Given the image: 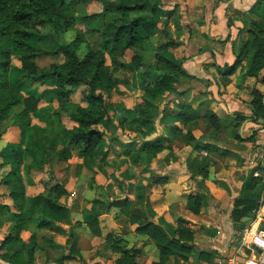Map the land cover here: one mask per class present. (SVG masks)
Wrapping results in <instances>:
<instances>
[{"label": "rangeland", "instance_id": "rangeland-1", "mask_svg": "<svg viewBox=\"0 0 264 264\" xmlns=\"http://www.w3.org/2000/svg\"><path fill=\"white\" fill-rule=\"evenodd\" d=\"M6 2V0H0V34L1 28L5 27L10 20ZM183 2L151 0V5L147 7L146 12L153 10L152 4L163 10L162 13L155 15L157 30L132 47H118L112 51L104 44L100 33L113 15L111 13L102 15V20L100 18L102 6L99 1L44 0L48 9L58 14L63 22L59 25L57 33L52 31L47 37L37 38L35 43L42 49H51L58 42L64 41L75 50L79 60H84L90 52L102 56V73L96 92L102 93L108 112L116 120L132 118L135 116V111L143 104L145 87L161 78L165 81V73L162 71L164 64L159 61L161 57L179 61L191 59L196 55V51L191 53L189 48L192 40L195 39L193 33H196L198 24L186 23L183 16L187 11L186 18L189 20L190 12L199 11L203 7L207 8L209 1L183 0ZM181 4L185 5L181 7ZM194 4L195 7H193ZM230 12L233 16L236 15L232 10ZM92 13H99V17L94 18L97 21L91 23L89 22L91 20H80L82 16ZM227 21H231V18L228 17ZM138 34L142 36L143 32L139 31ZM198 41L206 42L205 39ZM6 43V39L0 36V47L6 46ZM181 45L188 49H182ZM245 45L244 43L242 46ZM8 50L7 56L0 53V59L10 63L8 68L0 67V137L7 131L4 124L8 122L18 127L19 142L12 146L13 144H2L0 141V184H3L2 178H11V176L24 177L25 182L22 178L23 190L19 198L21 203H14L15 210L10 207H0V241L9 233L13 222L20 214L30 215V204L38 194H47L50 187L59 184L63 188L74 187L76 196L73 201L75 216L72 219L74 223L71 221L74 228L72 231L70 227L67 229L68 225L62 227L52 223L49 228L35 229L29 226L26 232L21 233L20 238L23 244L31 247L29 250L32 254L31 264H63V260L67 258L72 261L71 264H98L94 263L97 259L105 264H111L117 254L111 244L113 238H120V241L117 239L118 241L113 242L114 245L118 244L127 248L129 241L134 240L133 227L138 226L143 220H155L157 213L153 206L157 208L160 198H164L168 191L166 187L168 185L165 182L161 183L160 176L165 173L170 162L183 165L186 160L193 161L195 158L197 160L204 155L197 146L203 144V141L215 145L216 139V144H219V146L215 145L218 146L217 153L228 157L227 152H231L229 146L234 144L232 140L237 139L239 125L231 132L232 136L226 133L223 135L221 131L219 139L211 137L213 133L211 124L203 114L196 118V125L193 123L191 125L193 132L197 133L193 146L186 141L189 139L185 135L186 131L183 132L180 128H177L179 129L177 131L175 123L167 121V117L177 115L173 113V110L180 107V104L175 102V97L180 93L178 91L163 92L157 97L158 116L154 120V132L142 138L137 135L135 125L125 123L123 128H114L107 124L105 118H102L95 124V127L105 134L102 143L91 156H82L64 138L63 129H69L75 124L71 114L77 112L80 107L93 109L84 99L86 87H76L64 98L54 95L55 81L22 82L21 86L15 89L7 81L15 70L13 66L21 64L25 51L10 48ZM242 53L241 49L240 61ZM66 60L67 58L62 54L43 55L34 58L33 63L44 67L50 63L61 64ZM185 79V85L192 84L190 79ZM177 81L178 79L167 78V83L177 88L181 87V82L177 84ZM204 91L208 92L207 85ZM262 119L260 124L264 125V117ZM200 122L209 124L202 126ZM253 132L255 135L257 130ZM147 143L174 147L173 149L177 151L173 155L177 161L173 160L171 154L164 156L158 153L142 162L138 155L141 147ZM9 163L14 164V167H11ZM252 168L250 173L255 176L260 168L255 170ZM181 170L182 167L179 171ZM187 173L179 174L182 178L174 180L178 185L171 187L173 193L166 195L167 199L164 198L169 203L168 209L163 213L167 218L169 215L174 220L180 215L190 216V213L186 211L187 204L201 189L197 187V179L189 172ZM186 176L188 179L185 178ZM26 182L29 183V191L37 184H42V192L33 196L34 198L28 197L25 203ZM8 191L10 193L9 188ZM5 195H7L6 187H0V204H3ZM149 196L155 198L157 205H150ZM94 199L104 202L120 200L122 205L110 206L107 210H102L104 206L96 204V208L100 211L93 215L89 203H92ZM44 214L48 217L47 213ZM94 218L97 219V224L92 228L89 223ZM58 228H61L60 233ZM55 240L60 243L56 244ZM75 242H78V250L75 249ZM148 242L146 240L139 246H146ZM3 251L5 250H0L1 253ZM149 257L150 253L142 259H149ZM0 264L13 263L0 258ZM14 264H29L27 252L19 250Z\"/></svg>", "mask_w": 264, "mask_h": 264}, {"label": "crops", "instance_id": "crops-1", "mask_svg": "<svg viewBox=\"0 0 264 264\" xmlns=\"http://www.w3.org/2000/svg\"><path fill=\"white\" fill-rule=\"evenodd\" d=\"M175 1L176 3L183 2V0ZM208 1L207 8L203 7V9L199 11L191 10L192 12L189 13V15H191L189 20L186 18L187 11H183L185 13L183 18L186 19V23L195 22L198 24L196 33H193L195 39L192 40L193 42L189 48L191 53L196 51V55L191 59L186 58L182 60V67L187 72L188 76L184 75L178 78L177 84L181 82V87L179 86L177 88L170 84L176 89L175 92L178 91L180 93V95L175 97V102L180 104V107L173 110V113L177 115H174V117H167V121L175 123L176 129H183V132L190 131L193 139H186V141L194 146V137L196 138L197 133L193 132L191 125H196L195 122H197L198 117L203 114L205 116L207 112L212 111L218 118V127L214 130L212 125L210 126L213 130L211 137L219 139L222 133L223 135L226 133L232 136L231 132L239 125L237 127L238 134L236 137L239 136L243 140H232L234 144L229 146L231 152H227L228 157H224L217 153L219 146V144H216L217 139L216 143L215 141H213V143L218 146L203 141V144L197 146L203 151L204 155L202 157H199L197 160L195 158L193 161L192 159L189 161L186 160L183 162V165L178 162H170L169 166H167V170L164 171L165 173H162L160 176L162 178H160L161 183L165 182L166 185H168L166 186L168 188L166 195L173 193L170 188L174 187V185H178L175 181L182 178V175L179 174H183L184 172H189L190 175L194 176V178L197 179V187L201 189L197 191L198 193H195L196 196L187 204L186 211L190 213V216L180 215L175 220L172 219L171 215L167 218L163 214L164 211L168 209L169 205L164 199H167L166 195L164 198H160L157 208L153 206L157 205L155 198L149 196L150 205L153 206L157 215H155V220L147 219L143 220V222L151 221L161 224L170 231H174L178 227L179 218L197 226L190 243L192 249L190 254H188L187 260H182L176 255H168L164 258L162 264H225L230 258H235L236 260H244L246 257L261 259L260 250H250L242 245V232L248 227L259 228L264 231V222L260 221L261 217L264 215V125L260 124V121H263V119L259 118L256 122H251L246 119L240 122L236 114H252L253 107L251 101L253 99V91H257L262 95L261 102L264 106V67L259 70L256 76L244 75L249 60L247 51L252 45L248 27L251 24H257L259 22L258 12L253 13L251 8L259 1L258 10L264 15V0ZM184 5L185 4H181L180 6L183 7ZM193 7H195V4ZM230 10L236 15L233 16ZM103 16L105 15L103 14ZM228 17L231 18V21H227ZM100 18L103 20L102 14ZM89 20L87 21L91 23L97 21V19L94 18ZM192 26L193 25H191V27ZM199 39H205L206 42H199ZM244 43L246 45L242 46ZM181 46L182 49H188L184 48V45ZM241 49L243 53L239 66L236 67L232 74L221 75L215 66L222 67L225 64H232L235 60V56L239 54ZM185 78L192 81V84H190L191 86L184 84L186 81ZM165 82L167 83V78H165ZM206 85L208 92L204 91ZM183 106L190 107L194 111L197 119L195 118L187 124H184L179 118V113ZM200 124L204 126L209 123L200 122ZM75 125L76 124L73 126ZM4 126L7 127V131L1 134L0 141H2V144L8 143L14 146V144L19 142L18 127L8 122H5ZM254 130H257L255 135L253 132ZM177 131H179V129H177ZM221 131L222 133H220ZM253 136L254 140L252 139ZM237 147H239V149ZM173 148L174 147L170 145L169 147L166 145L159 154H164V156L171 154L174 158L172 159L177 161L173 155L177 150ZM185 152H187V150ZM9 165L14 167V164L9 163ZM146 165L147 162L145 163V166ZM181 167L182 170L179 171ZM251 168L252 170L260 168V170L255 176H252L250 173ZM22 178L25 182L24 177H20L21 180ZM185 178L188 179V176ZM28 185L29 183L26 182L25 203L28 197L30 199V197L42 192V184H37L30 191ZM0 187H6L7 189V195L3 197V205L15 210L16 207L14 206L13 199L10 198L8 193V186L0 184ZM64 189L67 194L58 200L69 209V217L67 219H61L49 213L47 210L45 212L48 213V219L51 220L49 227L52 223L62 227L63 225H68L67 229L70 227L72 231L74 228L72 227L71 221L75 216L73 208L75 204L73 201L76 196L74 187H64ZM196 200L199 201V205L195 212L192 208L195 207ZM235 200L255 201L258 202L259 205L257 208L247 211L246 214L235 218L232 213L233 210H235ZM91 205L92 203H89V208H91ZM242 207L243 205L239 206L238 209H242ZM93 215H96V213H93ZM19 217L27 219L30 215L22 216L20 214ZM135 227L137 228V226H134L132 232L134 240L132 242L129 241L130 243L127 249L138 251L134 258L136 264H152L158 262L161 259V255L154 242L147 235L135 231ZM22 232H26V230L21 231V233ZM58 232H61V228H58ZM74 239L76 240V237H74ZM123 239L125 241V238ZM136 240H138V242H136ZM146 240L149 241V244L146 246H139L142 242L145 243ZM55 242L56 244L60 243L56 240ZM77 243L75 242V249L78 250L79 246ZM114 252H117L114 257L116 260L120 257V252L117 250H114ZM149 253V259H142L148 256ZM115 260H112L111 264H114ZM71 262L72 261L68 258L63 260V264H71ZM94 263L105 264L101 262L100 259H97ZM255 264H264V259L262 261H256Z\"/></svg>", "mask_w": 264, "mask_h": 264}, {"label": "trees", "instance_id": "trees-1", "mask_svg": "<svg viewBox=\"0 0 264 264\" xmlns=\"http://www.w3.org/2000/svg\"><path fill=\"white\" fill-rule=\"evenodd\" d=\"M7 13L9 14V23L1 28L0 36L6 39V46L0 47V53L7 56L9 48L14 50H24L21 58V64L13 66L14 72L8 79V84L18 89L21 83H44L50 80L56 82V88L53 93L58 98L66 97L74 88L79 86L86 87L85 101L93 107H80L77 112L71 114V119L75 122L72 128L63 129L64 138L67 142L75 147L82 156H91L96 148L102 143L104 132L95 124L105 118L107 124L114 128H123L125 123L135 125L136 133L142 138L147 137L154 132V120L158 116L157 97L163 92L174 93L175 88L166 83L164 79L149 83L143 93V104L135 111V116L125 118L124 120H116L113 115L108 112L105 98L102 93L96 92L97 84L100 82L102 73L103 57L97 54L89 53L84 60H79L75 50L64 41L58 42L51 49H42L36 45L37 38L47 37L50 32L57 33L59 25L63 22L60 16L53 13L44 4V0H6ZM102 6V15L111 13L112 19L107 21L105 28L101 31V36L105 45L110 50L118 47L129 48L149 37L157 30L155 15L163 12L162 9L155 7L154 4L151 11L146 12L147 7L151 5V0H97ZM259 1H257L251 11L259 15V22L251 24L248 27L249 36L252 39V45L247 51L249 55L248 65L244 75L256 76L259 70L264 67V15L258 10ZM99 13H92L82 16L80 20L87 21L97 18ZM139 31L143 32L141 36ZM11 51V50H10ZM62 54L67 58L61 64L50 63L48 66L39 67L33 63V59L43 55ZM240 54L232 64H225L222 67L215 66L221 75L232 74L240 63ZM164 64L163 73L166 78L177 80L180 76H188L182 67V60L171 61L162 58L159 60ZM10 63L0 59V67L8 68ZM10 75V74H9ZM12 87V86H11ZM253 99L251 105L253 112L251 115L237 113V117L244 121L248 119L256 122L259 118L264 117V106L262 105V95L253 91ZM17 101V99L15 100ZM212 127L217 129L218 118L209 111L205 115ZM179 118L184 124L196 118L194 111L183 106L179 113ZM189 139H193L190 131L186 132ZM243 140L241 137H237ZM164 149L162 144L147 143L141 147L138 158L144 162L148 157L161 152ZM162 179V178H161ZM10 190V196L14 203H21L23 185L18 176L11 178L4 177L1 180ZM66 190L59 184L52 186L47 194H38L30 204V217H18L8 235L0 241V258L2 260L13 263L19 250L27 252V263H32V254L29 253L30 246H25L20 238L23 230L29 229V226L36 228H47L51 224V220L44 214L47 210L49 213L61 218L67 219L70 215L69 209L59 202V197L66 195ZM96 204H102L104 209L110 206H121L120 200L102 201L94 199L91 205V212L98 214L100 210L96 208ZM199 201L196 200L193 211H197ZM243 205L242 209H238ZM259 205L255 201L235 200L233 217L237 218L246 214L247 211L257 208ZM0 207H6L0 204ZM48 214V213H47ZM97 219H93L89 226L94 228ZM196 225L179 218L178 227L174 231H170L161 224L151 221L140 222L136 231L140 234L147 235L155 244L160 252L161 259L152 264H162L164 258L168 255H176L182 260H187L188 254L191 252V241ZM97 231V230H95ZM113 238L112 247L120 252V257L115 260L114 264H136L134 258L137 250L127 249L125 246L114 245ZM117 240V241H118ZM24 245V246H23ZM23 248V249H22Z\"/></svg>", "mask_w": 264, "mask_h": 264}, {"label": "built area", "instance_id": "built-area-1", "mask_svg": "<svg viewBox=\"0 0 264 264\" xmlns=\"http://www.w3.org/2000/svg\"><path fill=\"white\" fill-rule=\"evenodd\" d=\"M260 221L264 222V215ZM242 245L250 250H260L261 259L246 257L244 260H236L235 258H230L225 264H255L256 261L264 259V231L262 229L253 227L244 229L242 232Z\"/></svg>", "mask_w": 264, "mask_h": 264}]
</instances>
